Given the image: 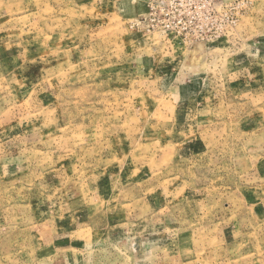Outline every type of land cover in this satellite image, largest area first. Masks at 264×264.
Instances as JSON below:
<instances>
[{
    "label": "rangeland",
    "instance_id": "1",
    "mask_svg": "<svg viewBox=\"0 0 264 264\" xmlns=\"http://www.w3.org/2000/svg\"><path fill=\"white\" fill-rule=\"evenodd\" d=\"M148 1L0 0V264H264V0Z\"/></svg>",
    "mask_w": 264,
    "mask_h": 264
},
{
    "label": "built area",
    "instance_id": "2",
    "mask_svg": "<svg viewBox=\"0 0 264 264\" xmlns=\"http://www.w3.org/2000/svg\"><path fill=\"white\" fill-rule=\"evenodd\" d=\"M172 1L149 0L147 14L141 19V24L148 27L152 25L153 28L179 31L182 17L171 16L168 6ZM197 3L199 4L200 0H181L179 5L198 6Z\"/></svg>",
    "mask_w": 264,
    "mask_h": 264
},
{
    "label": "crops",
    "instance_id": "3",
    "mask_svg": "<svg viewBox=\"0 0 264 264\" xmlns=\"http://www.w3.org/2000/svg\"><path fill=\"white\" fill-rule=\"evenodd\" d=\"M191 87H194V86H190V85H187V84H182L181 86H173V88L175 89V91L178 93L180 90H184V91H186L187 89H190ZM190 93V92H189ZM186 96V95H185ZM57 228H59V227H57ZM56 228V229H57ZM59 230V229H58ZM60 230L61 231H66L65 230V228L64 227H61L60 228ZM58 231V232H60L61 234H59V235H57L58 237L57 238H63V236H65L61 231ZM71 232V234H70V236H74V233H76V232H79V231H82V230H79V229H76V230H70ZM83 237V236H82ZM82 239V240H81ZM71 240L72 241H79V240H81L82 241V246L83 247H88V246H90L91 244H90V241L89 240H87L85 237L84 238H78V237H76L75 239H73V238H71ZM60 242H62V240H60V241H55V240H53L52 241V243H54L55 244V246L58 244V243H60ZM94 242H92V244H93ZM63 244V243H62ZM64 245H66V244H63V245H59L58 247H60L61 248V250L63 249H66V248H64ZM56 249H57V247H56ZM69 249H71V251L70 250H68L69 252H75L74 251V249L75 248H73V245H71L70 247H69ZM45 255L46 256H48L49 254L48 253H45Z\"/></svg>",
    "mask_w": 264,
    "mask_h": 264
}]
</instances>
